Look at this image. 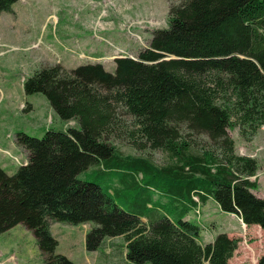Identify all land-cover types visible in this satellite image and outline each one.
Returning <instances> with one entry per match:
<instances>
[{
    "label": "trees",
    "instance_id": "trees-1",
    "mask_svg": "<svg viewBox=\"0 0 264 264\" xmlns=\"http://www.w3.org/2000/svg\"><path fill=\"white\" fill-rule=\"evenodd\" d=\"M17 1L0 0V14ZM177 2L167 28L152 31L136 57L114 58L113 73L100 63L56 65L24 82L25 95H44L60 121L76 124L41 138L16 134L26 163L12 175L0 168V234L23 225L42 264H74L55 253L52 223L90 224L87 252L123 237L131 264H228L240 240L218 234L202 245L199 227L185 219L193 197L213 199L264 234V198L252 193L257 162L237 155L228 134L237 128L249 142L264 126V0ZM119 109L170 164L116 150L110 137ZM198 136L208 139L199 149ZM92 166L115 187L78 178Z\"/></svg>",
    "mask_w": 264,
    "mask_h": 264
},
{
    "label": "rangeland",
    "instance_id": "rangeland-1",
    "mask_svg": "<svg viewBox=\"0 0 264 264\" xmlns=\"http://www.w3.org/2000/svg\"><path fill=\"white\" fill-rule=\"evenodd\" d=\"M177 3V0H19L13 4L12 13H1L0 168L12 175L26 163V152L15 144L16 134L41 138L49 129L62 131L76 126L74 121H60L44 95H25L23 84L36 70L59 65L70 71L81 65L100 63L113 73V58L136 57L148 45L152 31L167 28L169 8ZM118 119L119 125L110 141L121 155L145 158L159 167L172 162L167 153L152 150L141 140L133 118L124 110H118ZM228 134L237 155L256 160L258 188L252 193L264 198V126L249 142L237 128L230 129ZM193 141L197 149L208 144L205 136L194 137ZM101 171V166H92L78 178L114 188ZM220 222L224 227L235 226L226 216ZM83 230V227L54 223L50 232L59 242L55 253L74 264H86L81 251ZM241 248L250 252L246 244ZM0 264H42L31 231L19 224L0 234Z\"/></svg>",
    "mask_w": 264,
    "mask_h": 264
},
{
    "label": "crops",
    "instance_id": "crops-1",
    "mask_svg": "<svg viewBox=\"0 0 264 264\" xmlns=\"http://www.w3.org/2000/svg\"><path fill=\"white\" fill-rule=\"evenodd\" d=\"M215 215L220 220L215 218ZM223 216L231 219L235 223V226L231 224L229 227H224L222 222H220ZM195 218L197 221H195ZM195 218L193 209H191L185 219L195 223L200 228L199 242L202 245L212 243L218 234H226L229 238L240 240L228 264H247L248 260L251 261V264H257L258 258L264 252V234L259 226H246L238 215L223 213L217 203L211 198H207L205 202L201 203V222L197 216ZM80 227L84 229L82 232L84 236V249L82 248L81 251L86 264H131L125 257L126 244L123 237L105 239L96 251L87 252L85 250V234L90 230L91 225L75 226V228ZM70 232L72 233L71 230ZM71 233L69 234L70 237L73 235ZM71 241L73 242V240ZM57 243L59 245L58 241ZM242 244H246L250 252L242 251Z\"/></svg>",
    "mask_w": 264,
    "mask_h": 264
},
{
    "label": "built area",
    "instance_id": "built-area-1",
    "mask_svg": "<svg viewBox=\"0 0 264 264\" xmlns=\"http://www.w3.org/2000/svg\"><path fill=\"white\" fill-rule=\"evenodd\" d=\"M17 163L18 161L14 159ZM193 200L196 202V207L193 209V213L195 216H199V221L201 218V203L199 202L197 197H193Z\"/></svg>",
    "mask_w": 264,
    "mask_h": 264
},
{
    "label": "bare ground",
    "instance_id": "bare-ground-1",
    "mask_svg": "<svg viewBox=\"0 0 264 264\" xmlns=\"http://www.w3.org/2000/svg\"><path fill=\"white\" fill-rule=\"evenodd\" d=\"M199 218V217H198Z\"/></svg>",
    "mask_w": 264,
    "mask_h": 264
}]
</instances>
